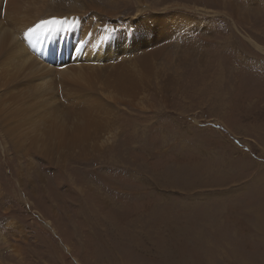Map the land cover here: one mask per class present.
<instances>
[{"label": "rangeland", "instance_id": "rangeland-1", "mask_svg": "<svg viewBox=\"0 0 264 264\" xmlns=\"http://www.w3.org/2000/svg\"><path fill=\"white\" fill-rule=\"evenodd\" d=\"M146 1L148 12L196 11L199 22L204 8L216 10L212 29L209 19L176 29L196 41L183 50L190 60L178 70L184 53L173 38L149 68V102L108 106L116 113L85 160L64 161L81 145L57 143L56 157L40 156L43 128L21 144L0 130V264H264V0ZM121 5L108 20L126 27L138 4ZM50 13L41 11L37 25ZM76 13L80 29L89 25L92 15ZM139 56L83 54L67 63L72 72L99 66L103 82L105 65ZM41 77L42 86L36 77L24 89L15 81L12 92L0 88L6 109L33 119L50 105L69 106L56 71L43 68ZM172 77L168 91L156 85Z\"/></svg>", "mask_w": 264, "mask_h": 264}, {"label": "bare ground", "instance_id": "bare-ground-1", "mask_svg": "<svg viewBox=\"0 0 264 264\" xmlns=\"http://www.w3.org/2000/svg\"><path fill=\"white\" fill-rule=\"evenodd\" d=\"M53 1L0 0V88L7 87L12 92L16 89L15 81L24 89V86L36 77L39 78V86H42V69L52 68L61 78L62 89L70 93L72 102L66 108L50 105L48 110L30 119L27 114L17 109H6V95L0 91V130L3 137L5 136L13 143L21 144L24 141L23 138L28 143L36 137L35 127L39 130L45 129L49 138L45 139L46 135L41 136V140L45 139L44 144H41L39 149H35L45 159L52 160L56 157L57 143L81 145L78 151L70 152L64 161L67 159L85 160L89 153L91 154V150L92 153L99 150V145L97 142L94 143V139L97 138L98 132L111 124L108 121L109 116L116 113L115 109L109 112L108 106L116 108L121 103L136 105L149 102V95L143 94L149 90V83L153 81L149 68L156 66L157 59L163 55V52L165 54L171 51L168 50L171 45L170 41L180 34V31L178 33L176 29L190 30L194 27L191 26L190 21L199 27L197 22L202 23L209 19L206 26L210 25L209 30L211 31L213 24L210 21L215 20L216 13V10L204 8L208 15H203V19L199 22L192 15L196 11L190 13L189 18L186 12H180L179 17L176 12L163 10L158 12L160 14H154L148 12L152 6L148 5L146 0H135L138 4L137 10L128 18L125 27L108 20V15L111 16L121 11L119 7L125 0H108L110 8H104L105 4L100 2L104 0H83L80 5L61 0ZM81 7L85 13L92 15L89 25L83 29H80L76 22L78 18L76 11H79ZM47 10L51 13L46 21L59 20L60 23L43 22L38 26L40 12ZM234 10L239 11L240 9L235 8ZM179 19L186 21L182 25L183 21ZM115 26H118V29H115ZM206 26L204 29L207 30ZM12 29L17 32L11 31ZM175 40L179 43L177 52H180V48L183 51L195 47L193 45L196 41L193 39L177 36ZM9 41L13 44L9 45ZM133 50H137V54L141 56L105 65L106 74L103 75V82L98 80L100 72L94 69L99 66L91 65L93 67L91 68L81 65L82 69L79 68L80 70L72 72L71 65L67 63L83 54L87 57L97 56L100 59L105 55L109 57L113 56V53ZM182 53L184 55L179 56L177 62V68L180 71H182L181 58L190 60L191 57L189 54L186 55L187 52ZM24 70L27 74L23 72ZM221 73L224 74V72ZM163 81L157 80L156 85L164 91H168L175 82H178L174 80V77L165 78ZM97 83L101 86L99 87ZM219 86H216L217 90ZM100 90L102 93H98ZM217 95H219L218 91ZM139 100L141 103H137ZM81 189L82 187H79V191H82ZM104 196L107 201H110L109 197Z\"/></svg>", "mask_w": 264, "mask_h": 264}, {"label": "snow or ice", "instance_id": "snow-or-ice-1", "mask_svg": "<svg viewBox=\"0 0 264 264\" xmlns=\"http://www.w3.org/2000/svg\"><path fill=\"white\" fill-rule=\"evenodd\" d=\"M44 23H54V24H58V23H60V21L59 20H52V21H45ZM30 31H32V30H30Z\"/></svg>", "mask_w": 264, "mask_h": 264}]
</instances>
